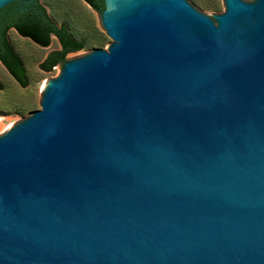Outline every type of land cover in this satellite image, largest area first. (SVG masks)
I'll return each instance as SVG.
<instances>
[{
    "label": "water",
    "instance_id": "1",
    "mask_svg": "<svg viewBox=\"0 0 264 264\" xmlns=\"http://www.w3.org/2000/svg\"><path fill=\"white\" fill-rule=\"evenodd\" d=\"M223 1L104 0L0 137V264H264V0Z\"/></svg>",
    "mask_w": 264,
    "mask_h": 264
},
{
    "label": "trees",
    "instance_id": "2",
    "mask_svg": "<svg viewBox=\"0 0 264 264\" xmlns=\"http://www.w3.org/2000/svg\"><path fill=\"white\" fill-rule=\"evenodd\" d=\"M104 0H14L0 9V64L23 89L29 85L25 62L9 39L14 30L20 37L40 48H48L55 37L60 49L49 52L38 68L44 73L63 66L67 56L84 50H103L108 37L93 23L92 11L99 16ZM3 85L0 81V91ZM29 96L14 109L24 117L35 110Z\"/></svg>",
    "mask_w": 264,
    "mask_h": 264
},
{
    "label": "rangeland",
    "instance_id": "3",
    "mask_svg": "<svg viewBox=\"0 0 264 264\" xmlns=\"http://www.w3.org/2000/svg\"><path fill=\"white\" fill-rule=\"evenodd\" d=\"M79 1V0H76ZM197 12L216 21V16L226 11L223 0H188ZM248 3H256L258 0H244ZM94 24L99 31L106 34L104 22L101 16L91 12ZM107 35V34H106ZM108 37V36H107ZM9 39L15 46L18 53L25 62L29 85L27 88H21L15 80L9 75L7 70L0 64V81L3 90L0 91V137L11 131L13 128L28 119L34 111L41 108L46 87L55 79L60 77L63 66L53 68L52 72L44 73L39 70L38 66L53 51L60 49L55 37L51 38L48 48H40L32 44L29 40L20 37L14 30L9 32ZM113 44V40L108 37V43L103 50H108ZM94 50H84L67 56V61H74L89 56ZM29 96L33 97L36 103L35 110L27 113L24 117L14 114V109Z\"/></svg>",
    "mask_w": 264,
    "mask_h": 264
}]
</instances>
